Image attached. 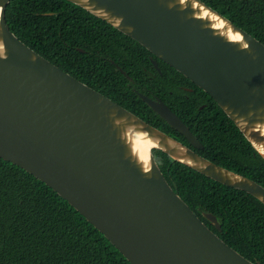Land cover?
<instances>
[{"label":"water","instance_id":"water-1","mask_svg":"<svg viewBox=\"0 0 264 264\" xmlns=\"http://www.w3.org/2000/svg\"><path fill=\"white\" fill-rule=\"evenodd\" d=\"M0 0V158L45 183L130 264H256L165 179L153 149L264 204V187L198 154L35 52ZM137 41L217 103L264 160V44L202 0H67ZM149 106L193 145L162 101ZM216 229L215 216L204 213Z\"/></svg>","mask_w":264,"mask_h":264},{"label":"trees","instance_id":"trees-1","mask_svg":"<svg viewBox=\"0 0 264 264\" xmlns=\"http://www.w3.org/2000/svg\"><path fill=\"white\" fill-rule=\"evenodd\" d=\"M59 1L64 4L59 24L55 13L41 14L54 10L51 0H10L5 9L6 22L10 30L35 52L147 123L178 139L173 128L129 89L124 75L114 71L113 65L106 63L107 69L96 56L69 53L73 46H80L84 40L89 44H103L104 47V39L100 37L93 42L83 31L73 32L75 24L69 18V13L83 9L67 0ZM202 1L264 44V0ZM50 19H53V23ZM67 23L72 24V27L68 28ZM108 26L113 32L110 35V55L113 59L120 58V63L127 66V72L132 58L143 63L148 60V50L131 38L128 39L132 43L122 41L126 50L121 51L122 45L117 44L116 38V34L121 36V33ZM66 65L69 67L66 68ZM78 65L95 71L96 79L77 76L75 70L79 68L76 67ZM168 67L172 73L165 70L169 79L166 84L157 81V89L163 100L172 107L175 105L172 97L175 96L178 101L180 96L174 85L179 84V78H186L173 67ZM129 74L134 76L132 72ZM171 86L173 92L169 94ZM203 94L197 95V103L206 102V97L209 98L222 117V123L214 138L202 139L203 147L195 151L264 187V160L209 94ZM139 105L144 109L136 110ZM176 107L183 109L184 113L192 111L188 101ZM206 107L209 119L201 125L207 132H213L211 117L216 115L208 110L210 106ZM226 127L230 137L236 131V147H233L232 139L227 138ZM152 152L165 179L190 209L226 244L247 259H257L260 264H264V204L245 191L221 184L171 159L158 149ZM204 213L215 216L220 225L219 230L203 216ZM0 264L130 263L54 190L21 167L0 158Z\"/></svg>","mask_w":264,"mask_h":264},{"label":"flooded vegetation","instance_id":"flooded-vegetation-1","mask_svg":"<svg viewBox=\"0 0 264 264\" xmlns=\"http://www.w3.org/2000/svg\"><path fill=\"white\" fill-rule=\"evenodd\" d=\"M51 1L53 2V5L51 6V8L54 10H49L47 12L43 11V12H41V14L53 15L55 13V19L58 21V24H59V23H61L59 15L62 13L61 8L64 4L62 2H60L59 0H51ZM78 7H80V6H78ZM81 9H83V8H81ZM83 10H85V9H83ZM83 10L76 9L75 12L69 13V18L75 24V28L72 31L73 32H77V30H79V32L83 31L84 33L87 34L88 37H91L93 42L95 39L102 37L104 39V47H103V44H98V45L89 44V43H87L88 41L84 40L83 44H81L80 46H77V45L73 46L70 49L69 53H77V54H80L79 56H82L81 54H83L84 56H91V55L96 56V57H98V61H100L99 63L101 65L105 64L107 69H108V65H113V70L114 71H116V70L120 71L121 74L124 75L125 79L127 80V85L130 86L129 89L131 91H133L134 94L138 98H140L148 107H150L149 104L146 102V100H144L142 98V96H144L147 99L152 100V101H162L182 120V122L187 126L189 131L195 137V139H197V141L201 145V147H196L195 145H193L183 134H181L179 131H177L175 128L172 127L173 130L175 131V133H174L175 136L183 144L189 146L190 148H192L194 150L195 149H201L203 147L202 139H204L205 137H207L208 140H211L212 138H214L216 131H218L219 127H221L222 117L220 116L219 112H217V109L215 108V106H213L211 104V101L209 98L206 97V102L197 103V101H196L197 95L204 96V94H203L204 91L201 88L196 86L192 81H190L185 76L184 77L186 79L179 78L178 79L179 84L174 85L175 91L180 94L179 100L176 101V97L173 96L172 99L175 100V105H173L172 107L169 106L163 100L161 94L159 93V91L157 89V81L161 80V81H163L162 83L166 84L169 77H168V75L166 76L164 72L166 70V71L172 73V71L168 67L170 65H168L163 60L159 59L157 56H155L150 51H148L149 53L146 54L148 60H145V62L143 63L141 61H138L137 59L132 58L129 66H128V72H127V69H126L127 66L120 63V58H119V60L113 59V57H111V55H110V49H109L110 40H111L110 35L113 33L112 29L108 26L110 24L87 11L91 15L90 16L89 14L85 13ZM35 15H38V14L36 13ZM50 22L53 23V19H50ZM67 27L71 28L72 24L67 23ZM120 33H121V36L116 34V38H117V44L119 46L122 45V47L120 49L122 51V50H126V45L124 43H122V41H124L125 43H127V42L132 43V42L128 39V38H130L129 36L123 34L122 32H120ZM84 37L85 36H83V38ZM120 50H119V52H120ZM69 56H70V54H69ZM65 67L67 68L69 66L66 65ZM76 67H79L77 70H75V74L77 76L81 75L84 79H86L87 77H89V79H91V80L96 79V72L95 71L89 70L86 67H82L79 65ZM60 69H62V68H60ZM62 70L65 71L64 69H62ZM65 72H67V71H65ZM131 72L134 74V76L132 74H129ZM67 73H69V72H67ZM83 83H84V81H83ZM172 92H173V90H172V86H171V88L168 89V93L170 94ZM187 101L191 104L190 108L192 109V111H190L189 113H184L183 109L180 110L179 108L176 107L177 104H179V103L182 104V103L187 102ZM206 106H210V109L208 108V110L212 111V114L215 112V115H216V117H214V118L211 117L212 123H213V127H212L213 130H211V131H213V132H210V131L207 132L205 130V128L201 125V123H205V122H207V119H209L208 114L206 113L207 112ZM142 109H144L142 105H139L138 107H136V110H138V111L142 110ZM225 134H226L227 138L232 139L233 147H236V144L238 142L237 141L238 136H237L236 131H234L232 133V136L230 137L228 135V128H227V129H225ZM251 261L256 263V264H260L259 260H257V259H254Z\"/></svg>","mask_w":264,"mask_h":264}]
</instances>
